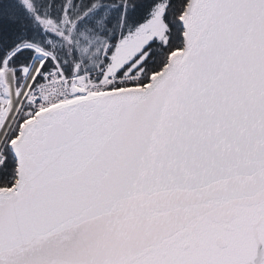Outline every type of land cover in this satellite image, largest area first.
<instances>
[{"label": "snow or ice", "instance_id": "6c2138e0", "mask_svg": "<svg viewBox=\"0 0 264 264\" xmlns=\"http://www.w3.org/2000/svg\"><path fill=\"white\" fill-rule=\"evenodd\" d=\"M0 264H264V0H0Z\"/></svg>", "mask_w": 264, "mask_h": 264}]
</instances>
